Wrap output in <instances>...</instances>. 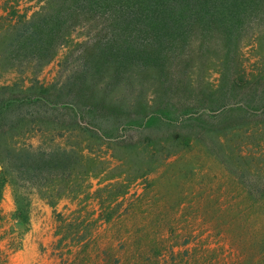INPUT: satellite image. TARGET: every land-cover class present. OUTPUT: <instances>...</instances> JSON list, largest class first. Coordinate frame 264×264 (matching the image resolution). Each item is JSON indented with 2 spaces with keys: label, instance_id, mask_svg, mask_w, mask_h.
Returning a JSON list of instances; mask_svg holds the SVG:
<instances>
[{
  "label": "rangeland",
  "instance_id": "rangeland-1",
  "mask_svg": "<svg viewBox=\"0 0 264 264\" xmlns=\"http://www.w3.org/2000/svg\"><path fill=\"white\" fill-rule=\"evenodd\" d=\"M47 8L59 13L65 5L0 0V106L29 94L82 101L98 107L97 119L88 117L98 129L75 130L70 118L62 125L32 124L13 106L0 112V179L29 144L66 149L69 157L55 177L18 189L28 227L14 216L12 186L25 177L7 175L0 264H264V116L239 111L216 119L204 112L254 97L256 106L264 104V17L258 8L246 7L247 17L227 20L225 29L212 27L208 52L193 55V67L185 79L178 74L173 89L161 86L153 71L132 70L128 83L102 82L101 90L68 79L71 53L96 22L75 24L46 67H8V24ZM176 106L193 108L182 115L189 122L174 115ZM161 112L169 114L171 127L167 118L152 117ZM172 133L181 139L174 142Z\"/></svg>",
  "mask_w": 264,
  "mask_h": 264
},
{
  "label": "trees",
  "instance_id": "trees-1",
  "mask_svg": "<svg viewBox=\"0 0 264 264\" xmlns=\"http://www.w3.org/2000/svg\"><path fill=\"white\" fill-rule=\"evenodd\" d=\"M55 1L64 4V10L53 13L47 8L39 13V17L25 15L20 21L8 24L7 33L12 35V43L8 45L11 52L5 57L8 67H46L68 43L75 24L83 21L96 22L97 30L90 32L87 41L72 51L71 59L75 63L68 78L70 83L77 86L83 84L89 90H94L97 86L101 90L102 82L110 84L109 87L115 81L119 85L128 83L136 70L138 74L153 71L161 86L172 88L178 82V74H182L184 79L188 75L195 63L193 55L208 52L207 42L212 27L213 30L224 28L227 20L237 21L247 17L244 13L246 7H257L259 17H264V0ZM199 21L205 24L200 25ZM229 27L238 29V25L232 22ZM225 46L228 49V43ZM255 103L254 97L248 103L224 104L218 110L208 108L204 112L212 113L209 115L216 119L239 111L264 116V104L256 106ZM12 106L20 111L22 119H27L32 124L39 125L41 122L62 125L64 118H70L73 121L70 125L75 130L90 132L98 129V124L91 123V119H97L98 107L82 101L58 103L51 101L48 96L29 94L21 98L6 99L0 106V112ZM190 109L193 108L176 106L173 111L182 122H189L183 120L182 115L191 111ZM158 115L163 117L162 122H167V126L174 124L167 118L169 114L161 112L152 117L160 118ZM164 118L168 121L165 122ZM201 118L199 115L192 119L196 122ZM58 137L62 139L65 136L59 133ZM170 138L176 142L181 139V135L172 133ZM28 148L16 163L9 162L8 172H4V178L0 179L1 199L2 189L8 181L7 175L25 177L23 184L12 183V186L15 188L17 204L14 216L23 220L27 227L30 225V214L26 206H22L18 189L36 187L37 181L47 182L49 178L58 175V169L66 166L69 161L66 149H34L32 144ZM63 242L64 239L59 241ZM262 252L264 253V248ZM68 263L71 264L70 261ZM117 264L122 263L117 260Z\"/></svg>",
  "mask_w": 264,
  "mask_h": 264
},
{
  "label": "crops",
  "instance_id": "crops-1",
  "mask_svg": "<svg viewBox=\"0 0 264 264\" xmlns=\"http://www.w3.org/2000/svg\"><path fill=\"white\" fill-rule=\"evenodd\" d=\"M27 250V249H26ZM28 251V250H27Z\"/></svg>",
  "mask_w": 264,
  "mask_h": 264
}]
</instances>
